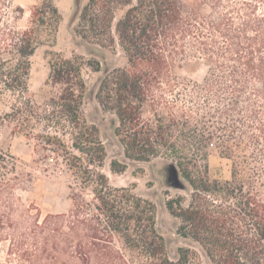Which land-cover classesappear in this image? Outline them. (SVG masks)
<instances>
[{
	"label": "trees",
	"instance_id": "trees-1",
	"mask_svg": "<svg viewBox=\"0 0 264 264\" xmlns=\"http://www.w3.org/2000/svg\"><path fill=\"white\" fill-rule=\"evenodd\" d=\"M183 2L89 0L77 32L104 47L118 40L125 53L127 63L102 78L98 98L117 117L115 134L128 159L150 161L165 152L175 158L191 187L189 203L182 196L166 203L179 219L177 233L197 243L209 264H264V12L260 0H205L225 9L213 19L197 6L185 12ZM61 19L54 1L43 0L33 7L26 28L6 27L0 33V94L13 100L11 110L0 115V127L14 122L13 134L52 149L94 195L90 201L76 198L70 213L43 219L30 206L21 210L23 221L16 220L19 209L4 201L0 264H200L190 247H180L172 260L156 227V205L129 187H113L99 170L107 149L98 127L81 112L87 90L84 69L99 70V61L48 51L46 84L59 91L47 96L41 109L31 99L30 57L41 43L54 41ZM192 58L209 66L194 93H209L218 102L228 98L231 107L205 112L193 107L165 117L161 110L167 107L157 93H173L178 63ZM241 96L250 105L245 110L234 105ZM146 106L155 118L146 116ZM212 141L234 161L230 180L211 179L207 165L202 169L194 156L197 150L206 157ZM240 150L242 164L236 161ZM118 166L126 165L113 160L111 170L122 172Z\"/></svg>",
	"mask_w": 264,
	"mask_h": 264
},
{
	"label": "rangeland",
	"instance_id": "rangeland-1",
	"mask_svg": "<svg viewBox=\"0 0 264 264\" xmlns=\"http://www.w3.org/2000/svg\"><path fill=\"white\" fill-rule=\"evenodd\" d=\"M42 1L0 0V33L4 32L6 27L17 30L26 28L33 7ZM53 1L58 6L62 19L54 41L41 43L30 57L31 69L28 86L31 99L39 109L44 105L47 96L55 95L59 91V87L46 84L50 73L48 51L56 50L66 57L81 55L87 60L99 61V70H94L90 66L84 69L87 90L81 107L82 115L88 123L98 127L100 138L107 149L104 166L99 170L109 177L113 187H129L136 195L156 205V227L165 237L168 254L172 260H177L180 247H190L198 253L200 264H209L207 258L201 254L202 251L197 243L177 233L179 219L167 209L168 199L182 196L186 199V204L191 200L189 183L175 174L176 161L173 155L165 152L150 161L128 159L125 156L124 147L119 143L115 134L117 117L112 110L104 108L99 101L98 92L102 78L108 71L127 63L118 40L114 46L104 47L78 34L77 29L82 24L81 12L89 0ZM183 1L185 12L197 6L200 13L213 19H218L219 15L225 12L224 8H213L208 3L205 4V0ZM18 7H22L23 11H20ZM259 7H261L260 13L264 12V0H260ZM121 13L122 10H118V16ZM208 73L209 66L203 59L192 58L180 61L176 68L178 83L175 91L157 93V95H163V104L167 107L161 110L163 115L169 117L171 111L179 110L189 112L193 107L201 109L202 112L210 108L231 107L228 98L218 102L209 93H194L195 84H203ZM6 94L4 96L0 94V115L11 110L10 103L13 100L9 102ZM7 96L13 95L8 93ZM234 105L238 110H245L247 106H250L244 96H241ZM169 106L170 109H168ZM146 116L155 118L150 106H146ZM42 124L37 126V129H41ZM13 126L14 122L5 121V124L0 127V155L4 159H0V205L6 200L13 203L14 207L19 209L16 213V220H26L21 210L28 209L30 206L34 207L33 211L39 212L43 219L48 214L70 213L76 198L84 197L89 201L93 199L94 193L91 187H84L80 175L69 168L66 160L52 149L44 150L34 138H29L24 134H13ZM67 130L66 139L71 145L69 125ZM72 150L77 152L74 148ZM200 153L196 150L194 156L202 165V169L207 165V175L211 179H232L234 161L223 157L214 141L208 144L206 157H201ZM238 155L239 158L236 161L242 164L245 160L244 151L240 150ZM113 160L126 165L125 167L118 166L123 169L122 172L111 170ZM4 166L7 168H3ZM62 225L67 227V218L62 221ZM5 247L6 243L3 244V249ZM3 255L4 253L0 252V257Z\"/></svg>",
	"mask_w": 264,
	"mask_h": 264
},
{
	"label": "water",
	"instance_id": "water-1",
	"mask_svg": "<svg viewBox=\"0 0 264 264\" xmlns=\"http://www.w3.org/2000/svg\"><path fill=\"white\" fill-rule=\"evenodd\" d=\"M176 163V162H175ZM175 170H176V173L175 174H177L179 177L181 176V174H180V171H179V169H178V167H177V164H176V167H175ZM182 177V176H181ZM199 249H200V247H198ZM201 250V249H200Z\"/></svg>",
	"mask_w": 264,
	"mask_h": 264
},
{
	"label": "bare ground",
	"instance_id": "bare-ground-1",
	"mask_svg": "<svg viewBox=\"0 0 264 264\" xmlns=\"http://www.w3.org/2000/svg\"><path fill=\"white\" fill-rule=\"evenodd\" d=\"M109 173V172H108Z\"/></svg>",
	"mask_w": 264,
	"mask_h": 264
}]
</instances>
